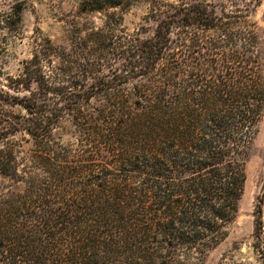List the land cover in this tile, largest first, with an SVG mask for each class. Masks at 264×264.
Masks as SVG:
<instances>
[{
    "label": "trees",
    "instance_id": "trees-1",
    "mask_svg": "<svg viewBox=\"0 0 264 264\" xmlns=\"http://www.w3.org/2000/svg\"><path fill=\"white\" fill-rule=\"evenodd\" d=\"M206 0L152 8L144 38L109 29L121 66L74 80L48 39L0 101V264H188L227 237L264 115L251 19ZM123 0H81L83 13ZM116 38V41L114 39ZM76 143L54 135L65 118ZM256 220L264 231V207Z\"/></svg>",
    "mask_w": 264,
    "mask_h": 264
},
{
    "label": "rangeland",
    "instance_id": "rangeland-1",
    "mask_svg": "<svg viewBox=\"0 0 264 264\" xmlns=\"http://www.w3.org/2000/svg\"><path fill=\"white\" fill-rule=\"evenodd\" d=\"M179 0H123L115 9L83 13L81 0H0V88H8L10 78L18 77L24 64L30 61L37 47L46 46L48 39L57 48L58 62L74 80L89 72L101 71L117 77L121 52L117 43L110 42L107 32L114 30L142 37L153 35L155 22L151 10L162 3ZM218 5V12H231L233 3L242 6L252 0H206ZM258 27L264 51V0L251 18ZM116 41V38L114 39ZM40 47V48H41ZM0 115L11 118L24 116L20 107L0 101ZM54 135L68 146L76 143L77 130L65 117L55 128ZM264 207V115L247 163V182L234 223L227 228V237L205 255L187 257L188 264H264V231L256 232V220Z\"/></svg>",
    "mask_w": 264,
    "mask_h": 264
}]
</instances>
